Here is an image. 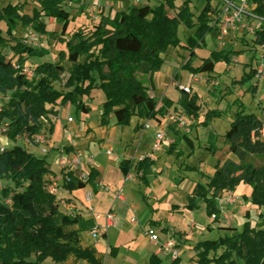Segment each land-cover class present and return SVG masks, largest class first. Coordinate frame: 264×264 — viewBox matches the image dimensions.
<instances>
[{"label": "trees", "instance_id": "16d2710c", "mask_svg": "<svg viewBox=\"0 0 264 264\" xmlns=\"http://www.w3.org/2000/svg\"><path fill=\"white\" fill-rule=\"evenodd\" d=\"M84 1L37 0L40 9H34L32 14H26L24 5L19 4L0 10V24L7 28L6 32L0 28V90L10 93L8 103L0 110V129L10 139L28 137L34 141L36 136L46 134L44 122L57 117L58 109L69 104L78 112L89 114L91 107L86 99L91 98L95 90H101L106 97L101 114L103 126L109 125L113 118L117 126L125 127L134 117L153 120L167 116L174 103L166 99L158 107L139 74L152 81L153 74L164 65V55L181 46L178 33L183 25L195 29L183 46L189 52L183 67L196 75H207L208 82L214 78L217 62L231 63L234 55L244 52L215 51L202 65L192 67L196 50L206 47L207 36L213 32L210 25L213 0H206L198 14L189 7L191 1L185 0L174 16L167 15L166 8L176 10V0H163L157 6L145 4L135 12L119 11L114 16L102 17L91 33L82 27L77 29L67 41V52L60 53L59 61L39 64L29 77L25 73V59H41L46 52L16 37L18 29L58 37L43 23V19L48 18L62 26L61 35L68 36L71 16L64 5L83 8ZM256 12L264 17V2L260 1ZM255 44L264 46V26L256 33ZM7 51L18 59L9 60ZM256 74L257 68H253L241 82L255 80ZM57 84L61 85V90L57 89ZM180 104L187 113L202 118V107L196 96L183 91ZM219 116L221 112L209 111L201 124L207 125ZM263 124L256 114H247L243 109L237 112L227 139L230 152L239 162L228 160L222 165L219 161L209 181L195 187L187 208L199 209V203L203 202L207 216L213 218V223H221L219 200L240 184L251 186L252 204L264 208V167L246 162L248 156L264 157V138L256 132ZM171 129L175 131V140L168 153L174 154L182 136L174 126ZM53 130L50 124L49 131ZM207 149L216 153L213 147ZM119 167L125 178L135 172L147 186L148 177L156 169L150 157L141 161L124 159ZM51 175H61L63 179L58 187L74 193L88 186L95 190L100 172L92 168L89 180L82 182L73 172L55 173L47 158H39L21 146L0 148V182L10 183L0 188V264H43L48 259L57 264H104L105 256L93 246H84L81 240V235L91 232L97 223L79 212L66 213L61 209L57 195L48 186ZM262 220L264 224V215ZM218 229L223 236L201 240L194 246L196 264H264L263 228L246 221L242 230L232 226ZM163 230L170 232L168 227ZM118 253V248L111 247L110 256L117 257ZM148 264L164 262L153 254ZM170 264H182L181 258Z\"/></svg>", "mask_w": 264, "mask_h": 264}, {"label": "rangeland", "instance_id": "374dc122", "mask_svg": "<svg viewBox=\"0 0 264 264\" xmlns=\"http://www.w3.org/2000/svg\"><path fill=\"white\" fill-rule=\"evenodd\" d=\"M162 1L85 0L83 8L65 4L64 8L71 16L68 36L61 35L62 26L48 18H44L43 23L58 37L44 36L31 29L19 28L16 37L46 52L41 59L26 58L25 73L31 77L39 64L58 62L60 53L67 52V41L77 29L82 27L91 33L102 17L114 16L119 11L135 12L142 5L157 6ZM190 1L189 7L195 14H198L206 3V0ZM184 2L185 0H176V10L166 8V14L174 16ZM10 4L24 5L26 14H32L36 8L40 9L37 0H0V10ZM0 28L4 32L7 30L3 23ZM194 32L195 29L184 25L179 28L181 46L170 49L164 55V65L153 74L152 81L139 74L140 79L148 85V93L155 98L158 107L166 99L174 103L168 116L180 112L191 115L180 104L183 88H190V96H196L202 107L201 119L194 116L184 128L176 129L182 137L174 154L162 151L165 145L158 151L153 150L158 132H164L170 139L175 140V131L171 129L168 116H159L153 120L134 117L130 125L125 127L117 126L113 118L109 125L103 126L101 114L106 97L101 90H95L91 98L86 99V103L91 107L89 114L78 112L75 106L69 104L58 109L57 117L44 122L47 137L42 146L26 139L0 136V148L21 146L39 158H47L51 169L58 174L61 172L57 160V151L60 148H72L74 152H80L85 159L94 157V165L102 170L104 185L100 193L93 192V203L99 205L103 213L112 208L116 220L107 230V240L102 237L94 240L89 232L83 233L81 240L84 246H93L107 256L108 261L105 264H148L153 253H158L164 264H170L173 258L165 254L164 250L160 252V244L154 245L146 235L149 229H153L162 238L163 234L166 235L163 228H169V238L177 242L182 264H196L197 252L194 246L201 240L223 236L219 226H232L242 230L244 223L251 221L253 225L264 229V208L252 204L253 188L246 184H240L231 194L222 195V201L231 195L236 198L235 203L226 204L219 200V208H222V214L228 216L227 221L213 223V218L206 214L203 202L199 203V209L187 208L195 187L199 183L205 185L209 181L219 161L222 165L228 160L239 162L238 157L230 152V142L227 139V133L237 112L243 109L247 114H256L264 121V80L241 82L247 73L258 67L264 52L248 35L240 37L231 33L230 38L220 43L212 32L207 36L206 47L196 50L197 57L192 67L202 65L215 51L244 52L234 55L231 63L217 62L214 78L208 82L207 75H196L183 67L189 56L183 46L187 45L188 38ZM6 55L14 62L18 59L10 51H7ZM65 64L69 66L67 62ZM66 77L65 75L64 79ZM56 87L62 89L59 84ZM9 95L10 93L4 94L0 90V110L8 103ZM149 107L151 108V105ZM209 111L221 112V116L212 118L207 125H202L204 115ZM50 124L54 126L52 132L49 131ZM140 124L148 125L149 129H145V132L137 131ZM208 147H213L216 153L213 154ZM109 151H112L111 156L108 155ZM146 157L155 161L156 168L148 177L149 185L142 183L135 172L131 173L129 180L125 179L119 167L120 162L124 159L141 161ZM246 162L255 167H264V157L248 156ZM8 186L9 182H0V188ZM89 191H93L91 187L78 191L76 195L80 201H84ZM119 194L125 200H118ZM57 196L62 198L60 191ZM83 205L86 207V204ZM111 247L119 249L117 257L109 255ZM43 264L57 263L48 259Z\"/></svg>", "mask_w": 264, "mask_h": 264}, {"label": "built area", "instance_id": "2783aa9c", "mask_svg": "<svg viewBox=\"0 0 264 264\" xmlns=\"http://www.w3.org/2000/svg\"><path fill=\"white\" fill-rule=\"evenodd\" d=\"M260 1L264 2V0H213L212 11H210V25L213 29V33H215L216 39L222 43L227 38H230L231 33H233L240 37L248 35V37L252 38V41L255 44L256 33L262 30L264 26V17L256 12L259 8ZM257 47L264 52V46ZM256 79L258 81L264 80V55L257 67ZM183 91L189 95L191 94L190 88H183ZM190 118L194 119L195 117L193 115H185L183 112L177 113L176 115L171 113L168 116L170 124L177 130L184 128L188 124ZM144 127L146 130L149 129L148 125H145ZM256 132L264 138V124L263 127L258 129ZM1 135H3L2 129H0V136ZM253 135H255V133H253ZM46 137V134H42L36 136L34 141H31L28 137H20L17 139H26L28 142H33L35 145L42 146L46 142ZM172 144H174V140L170 139L164 132H158L156 134V143L153 150L158 151L162 148V146L167 145L170 147ZM45 154H47V152ZM108 155H112V152L109 151ZM57 160L61 170H64L66 173L73 172L75 177L82 182H87L89 180L90 171L94 168L93 157L85 159L80 152H72L67 148L58 149ZM129 178L130 175L126 179L129 180ZM62 179L63 177L59 175L55 178V183L58 185V183H61ZM93 199V191L87 192L85 196V204L87 205L89 214L92 215L96 222H100L102 220L105 222L104 226L97 225L90 232L94 239H99L110 227L115 224L116 216L113 212L96 214L94 208L91 207ZM117 199L124 200L120 194L117 195ZM220 201L222 203L224 201L226 204H232L236 202V198L229 195L224 198L223 201L220 198ZM146 235L150 237V240L154 243V245H161L160 252L164 250L165 254L171 256L173 260L180 256L177 248V242L175 240L169 239L162 242L153 229H149L146 232Z\"/></svg>", "mask_w": 264, "mask_h": 264}, {"label": "crops", "instance_id": "0c3cea01", "mask_svg": "<svg viewBox=\"0 0 264 264\" xmlns=\"http://www.w3.org/2000/svg\"><path fill=\"white\" fill-rule=\"evenodd\" d=\"M214 76V75H213ZM208 77V76H207ZM159 117V116H158ZM155 119V118H154ZM156 119H157V117H156ZM114 123L116 124V122H115V120H114ZM139 127H140V129L139 130H141V132H145L144 130V124H140V125H138ZM139 130H137V131H139ZM173 132V131H172ZM174 133V132H173ZM168 149H169V146H164V148H162L161 150L162 151H164V152H168ZM112 152V151H111ZM109 156H111V155H109ZM91 157H93V156H91ZM93 159H94V157H93ZM94 164H95V159H94ZM94 168H96L99 172H100V177L96 180V187H95V190H94V188L93 187H91V186H88V187H91V190H93V192L94 193H100L102 190H103V185H104V177H103V174H102V170H101V168H98V167H96L95 165H94ZM55 172V171H54ZM55 173H57V172H55ZM58 174V173H57ZM55 178H57V177H55L54 175H51L48 179L50 180V182H51V184L49 183L48 184V186H49V188H50V190L53 192V193H55L56 195H58V192L60 191L61 192V195H62V198H60V197H58V200L60 201V207H61V209L64 211V212H66V213H68L67 211H70L69 213H71V212H75L76 210L83 216V217H85L86 219H93V217H92V215L91 214H89V212H88V210H87V205H86V207H84V205H83V203L85 204V199H84V201H80V199H78V197H77V195H76V193L78 192V191H76V192H74V193H69V192H67V191H65V190H63L62 188H59L58 187V185H59V183H58V185H57V183H55ZM126 179V178H125ZM87 187V188H88ZM63 199V200H62ZM125 200V199H124ZM91 207H93L94 208V210H95V213L96 214H106V213H108V212H113V209L112 208H110L107 212H101V207L99 206V205H97V204H95V203H92V206ZM221 208V207H220ZM99 210V211H98ZM221 211H222V213H223V210H222V208L220 209ZM99 212V213H98ZM223 215L224 214H222V217H223ZM226 216V218H224ZM224 217L222 218V221H227V218H228V216L227 215H224ZM96 222V221H95ZM97 223V225L98 226H104V224H105V222L102 220V221H100V222H96ZM111 228V227H110ZM109 228V229H110ZM164 229V228H163ZM164 233H166L165 231H164ZM89 235H90V237H92L91 236V234H90V232H89ZM102 238H104L105 240H107V231L101 236ZM100 237V238H101ZM170 237V233H166V235L165 234H163L162 235V238L160 237V240L162 241V242H165V241H167L168 239H170L169 238ZM99 238V239H100ZM94 239V238H93ZM95 240V239H94ZM96 240H98V239H96ZM154 248H155V246H154ZM153 254H156V255H158V253H153ZM159 256V255H158ZM160 257V256H159ZM108 258H107V256H105V260H104V264L108 261L107 260Z\"/></svg>", "mask_w": 264, "mask_h": 264}]
</instances>
